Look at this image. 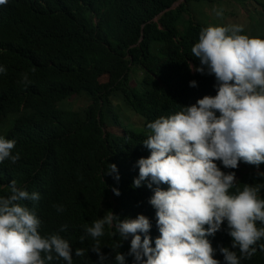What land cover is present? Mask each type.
<instances>
[{"label": "trees", "instance_id": "trees-1", "mask_svg": "<svg viewBox=\"0 0 264 264\" xmlns=\"http://www.w3.org/2000/svg\"><path fill=\"white\" fill-rule=\"evenodd\" d=\"M177 1L13 0L0 8V66L5 69L0 73V134L14 140L13 150L19 153V159L8 164L14 167L13 175L0 169V196L13 180L28 185L29 193L39 192L44 229L69 241L73 264L98 260L85 225L108 211L121 220L143 214L152 224L153 246L159 236L156 210L149 203L156 185L149 188L146 180L133 187L139 176L137 161L150 155L143 144L147 125L178 112L173 110L189 96L205 92L209 80L213 88L215 84L214 75L190 69L192 60L199 66L191 48L205 28L191 15L190 3L219 1L184 0L172 7ZM257 9L264 18L261 2ZM184 23L188 28L183 32ZM257 37L264 38V30ZM132 66L142 72L135 84ZM103 76L108 80L102 82ZM193 80L196 87L190 86ZM119 90L126 93L125 104L144 120L142 132L117 117L122 102H114L113 95ZM83 95L91 101L80 109L62 105ZM109 116L111 124L122 126V133L106 129ZM111 163L118 166L119 182L105 175ZM260 193L264 198V187ZM57 206L64 210L58 212ZM63 225L67 229L60 231ZM224 231L226 223L212 237L214 258L221 264L219 248L228 244L222 241ZM113 233L106 226L98 238L103 253L114 260L115 248L126 255L127 264H134L127 255L132 237L122 240ZM77 248L86 250L83 257L75 256ZM50 263L65 264L62 259ZM244 264H264V251Z\"/></svg>", "mask_w": 264, "mask_h": 264}, {"label": "clouds", "instance_id": "clouds-1", "mask_svg": "<svg viewBox=\"0 0 264 264\" xmlns=\"http://www.w3.org/2000/svg\"><path fill=\"white\" fill-rule=\"evenodd\" d=\"M11 1L0 0V8ZM204 26L191 48L199 66L192 60L190 69L214 75L215 89L209 80L205 92L189 96L173 110L178 112L150 122L143 141L150 155L137 161L133 187L146 180L149 188L156 185L149 203L156 210L159 236L153 246L152 224L143 214L121 220L108 211L85 225L95 241L90 249L98 256L95 264H127L126 255L115 248L114 260L103 253L98 238L106 226L122 240L132 237L127 255L134 264H221L214 258L212 237L224 223L228 231L222 241L228 244L219 248L223 264H244L264 251V198L259 197L264 187V38L241 34V25ZM14 147V140L0 134V169L11 175L14 167L8 164L19 159ZM105 175L120 180L115 163L108 164ZM28 189L13 180L0 196V264H51L54 259L73 264L72 246L59 234L47 235L40 193ZM112 191L121 194L116 187ZM66 229L63 225L60 231ZM85 251L77 248L75 256L83 257Z\"/></svg>", "mask_w": 264, "mask_h": 264}, {"label": "rangeland", "instance_id": "rangeland-1", "mask_svg": "<svg viewBox=\"0 0 264 264\" xmlns=\"http://www.w3.org/2000/svg\"><path fill=\"white\" fill-rule=\"evenodd\" d=\"M183 1V0H180ZM216 3H210L207 1H192L191 15L194 16L195 20L203 22L206 26H226L230 27L233 25L243 26V33L249 36H257L263 33L264 30V18L260 17L258 12V5L261 2L264 5V0H218ZM222 12V15H217V12ZM188 23L182 25V31H186ZM142 77L141 71L138 70V66H132L131 70V83L135 84V79ZM108 77H101V81H107ZM126 93L119 90L113 95L114 102H122L119 105L121 110L118 108L116 111L117 117L130 129L136 132H142L145 123L144 120L132 111L124 102ZM90 98L86 95L81 97L73 96L62 102L67 108H82L90 102ZM114 119V116H113ZM112 118L109 116L108 128L110 131L115 133H122V126H114L111 124Z\"/></svg>", "mask_w": 264, "mask_h": 264}]
</instances>
